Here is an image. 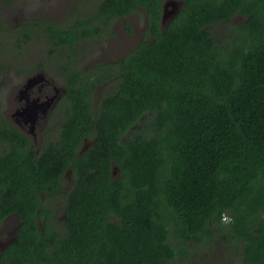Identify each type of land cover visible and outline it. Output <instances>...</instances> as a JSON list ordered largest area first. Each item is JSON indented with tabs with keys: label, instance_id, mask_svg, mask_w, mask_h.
<instances>
[{
	"label": "trees",
	"instance_id": "1",
	"mask_svg": "<svg viewBox=\"0 0 264 264\" xmlns=\"http://www.w3.org/2000/svg\"><path fill=\"white\" fill-rule=\"evenodd\" d=\"M163 2L91 0L69 24L5 27L17 54L0 76L43 69L66 93L38 152L0 96V223L20 221L0 264H204L215 242L218 264H264V0H181L165 27ZM141 9L136 46L80 64V44ZM37 31L48 56L18 63Z\"/></svg>",
	"mask_w": 264,
	"mask_h": 264
},
{
	"label": "rangeland",
	"instance_id": "2",
	"mask_svg": "<svg viewBox=\"0 0 264 264\" xmlns=\"http://www.w3.org/2000/svg\"><path fill=\"white\" fill-rule=\"evenodd\" d=\"M89 1L91 0H18L15 7L11 8L10 10L8 8L3 9L2 12L0 11V17L5 21V23L4 21L0 22V56H6L7 58L13 59L15 57L13 56L14 52L17 54L15 50L13 52L6 51V49L12 47L10 42L12 41L11 37H7V34L5 32V27L7 26L6 20H8V18L9 22L11 24H14L17 20L19 21L20 18L24 15L32 17H36L37 15H39L51 21L69 24L73 22L77 17H79L80 14L84 15L88 12ZM144 16L145 13H143V10L141 9L138 10V13H132L127 17L116 19L112 24V28L115 32L114 36H102L99 39L87 41V44H80L76 48L78 49L80 64L83 65L84 68H87L89 65L96 62H109L111 60L113 61L117 59V56L119 55L123 56V52H128V50H130L133 45L140 41L146 27V19ZM234 19L235 20L232 21L237 22L243 20V17L236 16L234 17ZM125 21H128L130 23L132 27V33L127 32ZM53 48L56 49L55 47ZM81 48H86V50H82ZM49 49H52L51 45L47 43L44 35L37 31V35H32L29 43L25 44L19 50L21 54L18 56V63L21 62V59L26 60L33 58L40 60L39 58H46L49 54ZM68 53V51H65L64 54L66 55ZM62 57H64V55ZM50 62L52 65L58 64V60H51ZM13 67H15L13 62H11L10 64H6V70H4L3 73L4 75L0 76V96L4 101L7 96H9V99L13 97L12 90L15 87L14 81L17 79L15 78ZM17 82L19 83L20 81L17 79ZM58 84L62 85L61 82H59ZM102 88L100 86L96 89V92L94 93L95 99L102 91ZM67 178H70V173H68ZM59 215L61 216L60 212L57 214V217ZM221 248V244L215 242V248L213 247V249L205 255L204 264H218V258H222L223 250ZM193 258L192 262H189L192 264H199L198 258Z\"/></svg>",
	"mask_w": 264,
	"mask_h": 264
},
{
	"label": "flooded vegetation",
	"instance_id": "3",
	"mask_svg": "<svg viewBox=\"0 0 264 264\" xmlns=\"http://www.w3.org/2000/svg\"><path fill=\"white\" fill-rule=\"evenodd\" d=\"M178 1L182 5L181 0ZM17 2L18 0H0V11L2 12V10L6 8L10 10L11 8L16 6ZM32 18H34V20L36 21H39L37 25H41L43 23L45 24L46 20H49L39 15H37L36 17L24 15L20 18L19 21L17 20L14 24H11L8 18V20H6V25L9 27H15L19 25L23 20H33ZM1 21L3 22L4 20H2V18L0 17V22ZM138 43L133 45L132 48ZM123 53L124 56L127 52ZM123 56L119 55L117 56V59ZM14 74L15 78H17L20 82L18 83L17 79L14 81L15 87L12 90L13 97L9 99V96H7L5 98V101L3 100L4 106L2 108V113L11 126H14L21 133L26 135V137L33 141L36 152H38L42 144V140L44 139L45 132L49 131L48 137H53L55 134V130L61 123L60 113L55 109L57 104L61 101L64 94L66 93V88L63 85L58 84L60 82L58 79V75L54 76L53 74H49L43 69L37 70L30 74H23L19 70L15 69ZM100 86L101 88L103 87V85ZM27 107H31L33 112L32 116L29 118L22 116L24 108ZM68 173H70V171L66 172V178L68 176ZM19 224L20 221L15 214H8L2 219L0 223V257L6 247L17 240V229Z\"/></svg>",
	"mask_w": 264,
	"mask_h": 264
},
{
	"label": "water",
	"instance_id": "4",
	"mask_svg": "<svg viewBox=\"0 0 264 264\" xmlns=\"http://www.w3.org/2000/svg\"><path fill=\"white\" fill-rule=\"evenodd\" d=\"M180 6H181V3L178 0H165L164 1L163 6H162V13H161V24L163 27H165L170 22L172 17L179 10ZM32 114L33 112H32L31 107L24 108L22 112V116H25L27 118L31 117Z\"/></svg>",
	"mask_w": 264,
	"mask_h": 264
},
{
	"label": "clouds",
	"instance_id": "5",
	"mask_svg": "<svg viewBox=\"0 0 264 264\" xmlns=\"http://www.w3.org/2000/svg\"><path fill=\"white\" fill-rule=\"evenodd\" d=\"M223 219H224V222H226V223L228 222V218L227 217H224Z\"/></svg>",
	"mask_w": 264,
	"mask_h": 264
}]
</instances>
